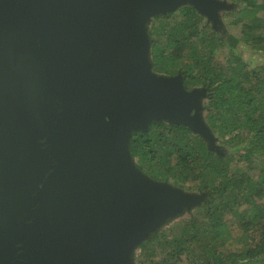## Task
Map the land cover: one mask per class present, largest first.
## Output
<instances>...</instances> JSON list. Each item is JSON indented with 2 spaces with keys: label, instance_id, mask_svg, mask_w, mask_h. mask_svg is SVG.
Wrapping results in <instances>:
<instances>
[{
  "label": "water",
  "instance_id": "obj_1",
  "mask_svg": "<svg viewBox=\"0 0 264 264\" xmlns=\"http://www.w3.org/2000/svg\"><path fill=\"white\" fill-rule=\"evenodd\" d=\"M221 0H0V264H134V248L205 192L144 174L129 139L186 125L220 151L204 90L155 72L146 23Z\"/></svg>",
  "mask_w": 264,
  "mask_h": 264
},
{
  "label": "trees",
  "instance_id": "obj_2",
  "mask_svg": "<svg viewBox=\"0 0 264 264\" xmlns=\"http://www.w3.org/2000/svg\"><path fill=\"white\" fill-rule=\"evenodd\" d=\"M221 1L236 33L216 31L188 3L147 26L152 69L204 90L203 119L226 146L210 149L188 126L163 120L131 133L129 151L144 174L206 194L141 241L134 264H264V62L250 65L239 51L247 45L264 58V0Z\"/></svg>",
  "mask_w": 264,
  "mask_h": 264
},
{
  "label": "rangeland",
  "instance_id": "obj_3",
  "mask_svg": "<svg viewBox=\"0 0 264 264\" xmlns=\"http://www.w3.org/2000/svg\"><path fill=\"white\" fill-rule=\"evenodd\" d=\"M230 1H232V0H227V2H230ZM223 8H228V4H226V6H224V7H220L217 10L220 21H218L219 23L217 24V26H215L216 29H219V30H216V31H220V29L222 28L223 31L229 30V31H232V32L236 33L238 31V27L236 25H233L232 23L229 22V20L232 18L231 14H228V12H230V10L229 11L228 10H224ZM225 14H227V15H225ZM158 15H160V14H156L154 16H158ZM205 18H206L205 21H207L209 25H212L211 21L208 20L207 17H205ZM149 20L146 23V26H148ZM239 51L242 53L243 57L249 62L250 65L260 64V63L264 62V58L262 56L258 55L257 53H252L251 49L247 45H241L239 47ZM227 53H228L227 48H220L217 51L216 57L218 59H220V60H224L226 55H227ZM215 143L218 146H223V147L226 146L224 143L219 141V139H217V138L215 140ZM187 187L188 186L186 185L185 189H187ZM188 191L199 192L197 190H189V189H188ZM187 212L188 211H184L181 214H178V215L170 217L168 220H166V222L163 224V226H165L167 224H170V223H172V222H174L176 220H179L182 216L186 215ZM134 250L136 252H138L140 249L137 248V246H136L134 248Z\"/></svg>",
  "mask_w": 264,
  "mask_h": 264
},
{
  "label": "flooded vegetation",
  "instance_id": "obj_4",
  "mask_svg": "<svg viewBox=\"0 0 264 264\" xmlns=\"http://www.w3.org/2000/svg\"><path fill=\"white\" fill-rule=\"evenodd\" d=\"M229 8V7H228ZM228 8H223L224 10H228ZM215 29H216V27H215ZM216 30H219V29H216ZM223 31V29L221 28L220 29V32H222ZM227 31V30H226ZM224 32V31H223Z\"/></svg>",
  "mask_w": 264,
  "mask_h": 264
}]
</instances>
